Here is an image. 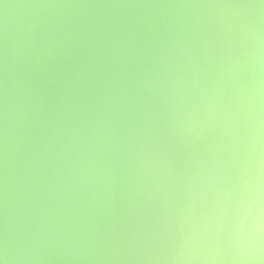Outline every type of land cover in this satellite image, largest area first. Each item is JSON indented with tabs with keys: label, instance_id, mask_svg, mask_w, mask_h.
Segmentation results:
<instances>
[{
	"label": "water",
	"instance_id": "obj_1",
	"mask_svg": "<svg viewBox=\"0 0 264 264\" xmlns=\"http://www.w3.org/2000/svg\"><path fill=\"white\" fill-rule=\"evenodd\" d=\"M0 258L264 264V0H0Z\"/></svg>",
	"mask_w": 264,
	"mask_h": 264
},
{
	"label": "clouds",
	"instance_id": "obj_2",
	"mask_svg": "<svg viewBox=\"0 0 264 264\" xmlns=\"http://www.w3.org/2000/svg\"><path fill=\"white\" fill-rule=\"evenodd\" d=\"M0 264H7L6 258H0Z\"/></svg>",
	"mask_w": 264,
	"mask_h": 264
}]
</instances>
